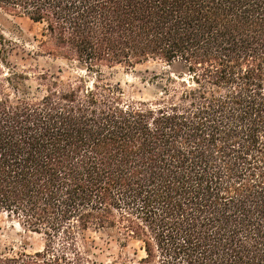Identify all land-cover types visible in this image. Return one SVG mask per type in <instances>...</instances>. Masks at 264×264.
<instances>
[{
    "label": "trees",
    "instance_id": "16d2710c",
    "mask_svg": "<svg viewBox=\"0 0 264 264\" xmlns=\"http://www.w3.org/2000/svg\"><path fill=\"white\" fill-rule=\"evenodd\" d=\"M0 12L41 26L37 56L94 76L17 70L0 51V215L43 239L0 264H102L87 234L138 243L139 264H264V0H0ZM148 62L165 68L152 99L105 80Z\"/></svg>",
    "mask_w": 264,
    "mask_h": 264
},
{
    "label": "rangeland",
    "instance_id": "374dc122",
    "mask_svg": "<svg viewBox=\"0 0 264 264\" xmlns=\"http://www.w3.org/2000/svg\"><path fill=\"white\" fill-rule=\"evenodd\" d=\"M41 26L33 24L26 18L7 16L0 12V51L3 50L2 58L8 67H16L17 70H27L26 68L46 69L53 73L60 70L61 77L75 78L76 76L92 82L94 76L78 70L75 64L54 59L52 57L38 55L40 54L38 45ZM42 54V53H41ZM2 67L0 62V68ZM165 68L157 62H148L136 66L133 69L115 67L113 69H104L105 80L112 84H118L123 90L125 98L134 100L152 99L153 89L150 85L152 77L159 74ZM6 73V67L2 68ZM32 75V73H31ZM32 87L34 82H28ZM7 94L14 98V92L7 89ZM90 240H95V246L98 251L91 250L90 253H97L98 262L109 264L115 254L118 252L128 261V264H139L143 256L139 244L128 242L126 246L120 249L115 242L105 244L106 240L97 238L94 234H87ZM91 245V244H90ZM43 248V239L41 236L26 232L18 224L11 222L5 215H0V252L15 253L25 251L33 253ZM99 250H102L100 252Z\"/></svg>",
    "mask_w": 264,
    "mask_h": 264
}]
</instances>
